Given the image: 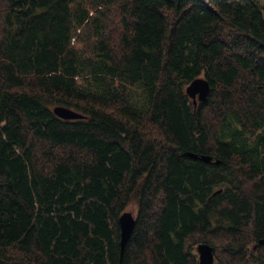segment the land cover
Listing matches in <instances>:
<instances>
[{"label":"trees","instance_id":"1","mask_svg":"<svg viewBox=\"0 0 264 264\" xmlns=\"http://www.w3.org/2000/svg\"><path fill=\"white\" fill-rule=\"evenodd\" d=\"M262 236L264 0H0V264H264Z\"/></svg>","mask_w":264,"mask_h":264},{"label":"water","instance_id":"2","mask_svg":"<svg viewBox=\"0 0 264 264\" xmlns=\"http://www.w3.org/2000/svg\"><path fill=\"white\" fill-rule=\"evenodd\" d=\"M211 90L210 81L204 76H197L193 80H191L186 86L187 94L192 98L194 105L197 104L198 100H206ZM54 112L62 117V118H78L84 117L85 114L79 112L78 110L62 105L57 104L53 107ZM185 154L201 158L205 161L212 160V155L207 153H197L193 151H186ZM216 161H218L216 159ZM120 227H121V245L124 247L125 243L130 238L131 234L133 233L135 224H136V217L130 211H124L119 217ZM258 243L264 244V236L258 239ZM257 244L254 245V248ZM197 252H198V262L199 264H215V254H214V247L212 244L206 241L199 242L197 244Z\"/></svg>","mask_w":264,"mask_h":264},{"label":"rangeland","instance_id":"3","mask_svg":"<svg viewBox=\"0 0 264 264\" xmlns=\"http://www.w3.org/2000/svg\"><path fill=\"white\" fill-rule=\"evenodd\" d=\"M127 210H130L134 215H136L137 209H136L135 205L132 204L131 206H129V208ZM196 250H197V248H196ZM215 264H218V263L215 262Z\"/></svg>","mask_w":264,"mask_h":264},{"label":"flooded vegetation","instance_id":"4","mask_svg":"<svg viewBox=\"0 0 264 264\" xmlns=\"http://www.w3.org/2000/svg\"><path fill=\"white\" fill-rule=\"evenodd\" d=\"M199 101V100H198ZM198 103V102H197ZM212 161H214V157L212 156Z\"/></svg>","mask_w":264,"mask_h":264}]
</instances>
